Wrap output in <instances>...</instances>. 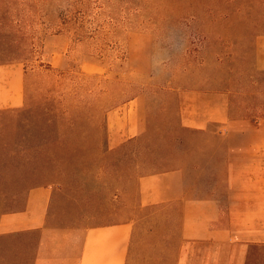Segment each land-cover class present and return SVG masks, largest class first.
<instances>
[{
	"label": "rangeland",
	"instance_id": "rangeland-1",
	"mask_svg": "<svg viewBox=\"0 0 264 264\" xmlns=\"http://www.w3.org/2000/svg\"><path fill=\"white\" fill-rule=\"evenodd\" d=\"M243 2L247 13L241 0H0V94L22 99L0 110L24 111L0 120V215L52 185L60 215L79 202L104 217L114 192L189 150L197 191L220 197L234 239L191 244L181 261L163 215L161 264H264V0ZM188 93L226 97L216 134L179 130Z\"/></svg>",
	"mask_w": 264,
	"mask_h": 264
},
{
	"label": "crops",
	"instance_id": "crops-1",
	"mask_svg": "<svg viewBox=\"0 0 264 264\" xmlns=\"http://www.w3.org/2000/svg\"><path fill=\"white\" fill-rule=\"evenodd\" d=\"M2 72L0 80L8 83ZM19 94H0V108L19 105ZM180 108L179 130L187 133L216 134L211 126L230 119L223 95L188 93ZM137 136L135 133L128 139ZM220 138L224 140V136ZM229 149L227 144V167ZM187 152L191 151H184L175 168L139 177L134 191L129 183L114 192L104 217L95 218L93 210L82 216L83 204L79 202L75 205L81 209L77 216H62L56 207L54 186L30 188L24 207L0 215V264H161V228L167 214L173 215L171 238L175 236L181 261L184 257L188 261L191 244L223 247L233 241V228L225 225L220 197L197 191L203 170L198 171L194 154ZM165 244L172 246V240ZM210 258L206 264L223 260L216 253ZM228 263L241 264L240 257L233 256Z\"/></svg>",
	"mask_w": 264,
	"mask_h": 264
},
{
	"label": "trees",
	"instance_id": "trees-1",
	"mask_svg": "<svg viewBox=\"0 0 264 264\" xmlns=\"http://www.w3.org/2000/svg\"><path fill=\"white\" fill-rule=\"evenodd\" d=\"M243 1H245V0H241V4H240V6H238V9H237L238 10V13H247L248 9H251L252 8L251 6H248V5L246 6V4H244ZM261 10H262L261 16H262V24H263V29H262L261 33L264 34V7ZM9 32H11V30H9ZM6 45L9 46L7 43H6ZM0 56H3V54H2L1 51H0ZM15 60H21V58H16ZM1 61H3V60L0 59V62ZM23 113H24V111H22V110H12V111H9V110H7V111L0 110V120L2 118L8 119L15 126V125H17V123L19 122V120H22ZM10 134L13 135V136L14 135L15 136L16 135H20L16 127L10 132ZM0 135H4V134L1 133V131H0ZM11 152L12 151H8V153H11ZM255 248H257V246L252 247V249H255ZM249 254H251V253H249Z\"/></svg>",
	"mask_w": 264,
	"mask_h": 264
}]
</instances>
